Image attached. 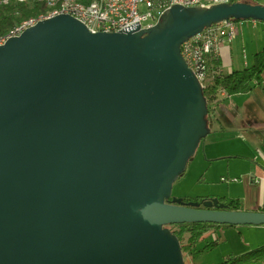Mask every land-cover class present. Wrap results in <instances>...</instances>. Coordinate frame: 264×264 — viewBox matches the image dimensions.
<instances>
[{"label":"water","instance_id":"95a60500","mask_svg":"<svg viewBox=\"0 0 264 264\" xmlns=\"http://www.w3.org/2000/svg\"><path fill=\"white\" fill-rule=\"evenodd\" d=\"M228 19L264 22V5H174L126 33L60 14L0 46V264H184L167 225H264L171 196L210 132L180 46Z\"/></svg>","mask_w":264,"mask_h":264},{"label":"crops","instance_id":"0c3cea01","mask_svg":"<svg viewBox=\"0 0 264 264\" xmlns=\"http://www.w3.org/2000/svg\"><path fill=\"white\" fill-rule=\"evenodd\" d=\"M219 56L223 73L248 66L252 59V54L246 58L244 53L242 63L234 66L232 63L226 65L221 49ZM220 100L218 108L223 107L224 111L218 109L215 113L219 124L210 129L214 135L210 140L206 136L198 146L209 161L227 159L221 174L232 178L231 188L234 189L217 197L238 199L242 210L264 211V78L261 85L254 86L249 92L221 97ZM225 101L228 107L222 106ZM226 130H230L228 136H223L222 132ZM212 235L218 238V245L227 244L226 252L232 256L264 245V225L219 227Z\"/></svg>","mask_w":264,"mask_h":264},{"label":"built area","instance_id":"2783aa9c","mask_svg":"<svg viewBox=\"0 0 264 264\" xmlns=\"http://www.w3.org/2000/svg\"><path fill=\"white\" fill-rule=\"evenodd\" d=\"M245 1V0H239ZM232 0H89L83 10L67 8L74 11L77 20L92 32H139L145 31L162 20V17L174 5L182 7H208L213 4L231 3ZM264 5V0H259ZM66 14V12H65ZM228 19L204 28L200 33L186 39L180 46V52L187 66L194 72L198 80L205 78L209 68V59L219 56L220 49L229 45L237 34L239 26L254 20ZM37 22L21 25L14 33H22ZM13 37V34L11 38ZM5 41H0L2 46ZM212 73H220L221 67H215ZM202 84V83H201ZM219 96L225 97L226 92L220 89Z\"/></svg>","mask_w":264,"mask_h":264},{"label":"trees","instance_id":"16d2710c","mask_svg":"<svg viewBox=\"0 0 264 264\" xmlns=\"http://www.w3.org/2000/svg\"><path fill=\"white\" fill-rule=\"evenodd\" d=\"M238 2L239 0H232ZM259 0H245L250 4H259ZM31 5V6H29ZM47 9L42 2H15L12 0L3 3L0 0V35L5 34L15 24L22 22L25 19L34 17ZM241 20V19H239ZM234 21H237L234 20ZM209 68L205 72V78L201 81L203 95L207 102L208 113L213 114L214 126L211 123L207 125L209 129H213L219 124V120L216 117V111L219 106L221 98H218L220 89H224L227 95L243 94L253 89L254 86L261 85L263 82L264 73V45L261 49L252 54L251 63L241 69H232L227 73L220 72L212 73V69L215 67H221L220 56H213L208 61ZM211 106V109H210ZM204 139L201 140L200 144ZM199 144V145H200ZM185 202L188 201H201L208 197H182ZM223 201L229 210H242V206L236 198H219ZM263 211V210H261ZM264 212V211H263ZM234 225L228 224H214V223H180L170 224L166 227L176 235L179 240L182 254L184 251H188L192 258L203 252L209 251L212 248L217 247L218 238H214L211 241H206L207 232L219 227H230ZM176 227V228H175ZM185 235L187 237L185 238ZM264 259V245L254 248L246 253L240 255H228L222 261L216 264H261Z\"/></svg>","mask_w":264,"mask_h":264},{"label":"rangeland","instance_id":"374dc122","mask_svg":"<svg viewBox=\"0 0 264 264\" xmlns=\"http://www.w3.org/2000/svg\"><path fill=\"white\" fill-rule=\"evenodd\" d=\"M31 1L36 0H28L27 2ZM45 7L47 10L42 13L49 12L50 8L48 6ZM247 44L250 46V48L247 46ZM263 45L264 22L254 21L253 23L252 21H248L246 24H242V26L238 27L237 34L234 36L229 46L224 45L226 47L221 48L223 61L226 63V65L231 63L234 64V66L240 65L242 63L244 53L246 58H248L251 56V54L258 51ZM249 52L251 54H249ZM227 69L228 68H226V71ZM227 96L228 95L226 93L225 97ZM218 98H221V96L218 95ZM224 105L228 107L227 101L222 104V106ZM215 108L220 110L218 107ZM220 111L223 112L224 108L222 107ZM225 114V118H228V114ZM207 120L208 123H211V126H214L213 114H210L207 117ZM228 131L230 130L222 132L223 136H228ZM213 135L214 133L210 132L207 135V140H210ZM226 160L209 161L201 151L200 147H198L195 153L189 159L184 172L176 180H174L171 196L177 198L186 196H209L212 198V196L217 197L218 195H225L229 193L230 190L234 189L231 188L233 187V185H231L233 180L228 175L221 174V172L225 169V165L227 163ZM186 237L187 235H185V238ZM213 239L214 236L212 235V230H210L207 232L206 241H211ZM226 248L227 244L222 242V244H219L217 247L197 255L195 258H192L188 251H184L182 254L183 262L184 264H216L229 255L226 252ZM262 262L264 263V259Z\"/></svg>","mask_w":264,"mask_h":264},{"label":"bare ground","instance_id":"6f19581e","mask_svg":"<svg viewBox=\"0 0 264 264\" xmlns=\"http://www.w3.org/2000/svg\"><path fill=\"white\" fill-rule=\"evenodd\" d=\"M9 0H2L3 3H6ZM16 2H27L28 0H13ZM42 2L45 6L50 8L48 13H40L37 16L30 17L28 19L23 20L20 23L15 24L8 32L5 34L0 35V41H5L11 38L12 34L13 37H17L20 33H14L15 30L21 28V25L31 24L32 22L42 21L47 18H51L54 15L65 14L70 15L77 20L76 12L74 11H66L67 8H74V10H83L85 7V3H88L89 0H37Z\"/></svg>","mask_w":264,"mask_h":264}]
</instances>
